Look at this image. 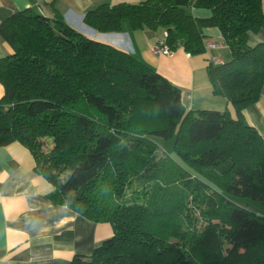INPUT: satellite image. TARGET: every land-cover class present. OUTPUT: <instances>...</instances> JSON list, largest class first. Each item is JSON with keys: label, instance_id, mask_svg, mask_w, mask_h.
<instances>
[{"label": "trees", "instance_id": "16d2710c", "mask_svg": "<svg viewBox=\"0 0 264 264\" xmlns=\"http://www.w3.org/2000/svg\"><path fill=\"white\" fill-rule=\"evenodd\" d=\"M193 6L212 15L196 17ZM84 21L100 32H121L124 22L165 28L167 45L192 55L206 52L205 29L219 28L232 58L211 61L208 74L234 115L187 110L182 89L155 67L58 12L6 18L0 35L13 53L0 59V146L22 143L56 186L55 203L113 226L92 255L70 264H264V215L241 201L264 204V141L243 114L264 84V42L248 37L264 30L262 0L103 3ZM158 139H174L176 158L159 156ZM190 202L202 208L194 234L181 226Z\"/></svg>", "mask_w": 264, "mask_h": 264}, {"label": "crops", "instance_id": "0c3cea01", "mask_svg": "<svg viewBox=\"0 0 264 264\" xmlns=\"http://www.w3.org/2000/svg\"><path fill=\"white\" fill-rule=\"evenodd\" d=\"M140 0H0V24L16 11L33 9L54 18L63 15L71 26L85 35L113 44L137 55L182 89L187 110L234 109L224 94L215 93L208 67L213 58H232L219 28L205 29L207 50L192 55L183 48L168 56L154 50L165 39L166 29H133L124 22L121 32H100L85 23V13L103 3H138ZM196 17H209L207 8L188 7ZM264 11V0H262ZM249 42H264V30L250 32ZM215 44V46H211ZM13 53L0 35V59ZM5 88L0 81V99ZM244 118L264 141V84L258 100L243 110ZM33 153L19 141L0 146V264H70L78 254L90 256L114 235L109 222H96L66 204L55 203L51 194L56 186L36 170ZM247 207L264 215V204Z\"/></svg>", "mask_w": 264, "mask_h": 264}, {"label": "rangeland", "instance_id": "374dc122", "mask_svg": "<svg viewBox=\"0 0 264 264\" xmlns=\"http://www.w3.org/2000/svg\"><path fill=\"white\" fill-rule=\"evenodd\" d=\"M159 140V139H158ZM46 141V149L49 150L53 146V140L52 138H45ZM162 141V142H161ZM160 142V150L158 152L159 156H162L165 153V149L168 151L171 156L176 158V155H174V144L175 141L173 140H159ZM128 198H133L134 194L132 190L127 191ZM242 203L250 205V207H254L255 201L247 199V200H241ZM189 209L186 210L182 217H181V226L184 230H188L191 232V234H194L197 229H201L202 226V220L200 218L202 208L199 206L197 202H190ZM201 220V221H200ZM225 249L229 248L228 243L225 241Z\"/></svg>", "mask_w": 264, "mask_h": 264}, {"label": "built area", "instance_id": "2783aa9c", "mask_svg": "<svg viewBox=\"0 0 264 264\" xmlns=\"http://www.w3.org/2000/svg\"><path fill=\"white\" fill-rule=\"evenodd\" d=\"M211 46H215V44H211ZM154 50L156 52H159V53H162V54H165V55H168V56H172L174 53H175V50L171 49L167 43H166V40H162V41H159L155 46H154ZM212 61L215 63V64H220L222 63V61L219 59V58H213Z\"/></svg>", "mask_w": 264, "mask_h": 264}]
</instances>
